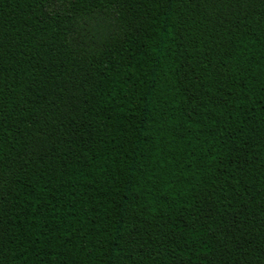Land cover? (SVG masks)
Instances as JSON below:
<instances>
[{"label": "trees", "instance_id": "16d2710c", "mask_svg": "<svg viewBox=\"0 0 264 264\" xmlns=\"http://www.w3.org/2000/svg\"><path fill=\"white\" fill-rule=\"evenodd\" d=\"M0 264H264V0H0Z\"/></svg>", "mask_w": 264, "mask_h": 264}]
</instances>
